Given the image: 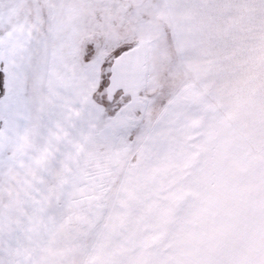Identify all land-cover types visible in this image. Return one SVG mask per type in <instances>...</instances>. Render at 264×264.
Listing matches in <instances>:
<instances>
[{"label":"snow or ice","instance_id":"6c2138e0","mask_svg":"<svg viewBox=\"0 0 264 264\" xmlns=\"http://www.w3.org/2000/svg\"><path fill=\"white\" fill-rule=\"evenodd\" d=\"M0 264H264V0H0Z\"/></svg>","mask_w":264,"mask_h":264}]
</instances>
